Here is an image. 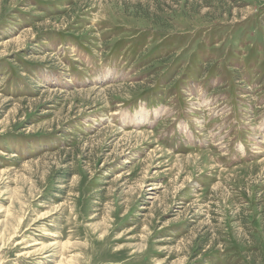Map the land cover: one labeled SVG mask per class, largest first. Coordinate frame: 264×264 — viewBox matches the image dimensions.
<instances>
[{"label":"rangeland","instance_id":"1","mask_svg":"<svg viewBox=\"0 0 264 264\" xmlns=\"http://www.w3.org/2000/svg\"><path fill=\"white\" fill-rule=\"evenodd\" d=\"M0 264H264V0H0Z\"/></svg>","mask_w":264,"mask_h":264}]
</instances>
